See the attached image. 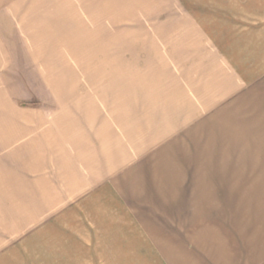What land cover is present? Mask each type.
Returning a JSON list of instances; mask_svg holds the SVG:
<instances>
[{
    "label": "crops",
    "instance_id": "obj_1",
    "mask_svg": "<svg viewBox=\"0 0 264 264\" xmlns=\"http://www.w3.org/2000/svg\"><path fill=\"white\" fill-rule=\"evenodd\" d=\"M48 1L94 12L62 48L101 84L64 57L24 108L0 77V264H264V12L118 42V0Z\"/></svg>",
    "mask_w": 264,
    "mask_h": 264
},
{
    "label": "rangeland",
    "instance_id": "obj_2",
    "mask_svg": "<svg viewBox=\"0 0 264 264\" xmlns=\"http://www.w3.org/2000/svg\"><path fill=\"white\" fill-rule=\"evenodd\" d=\"M70 4L72 2L0 0L1 83L6 86V92L12 100L21 107L41 106L40 96L30 98L31 88L32 93L37 91L42 95L41 92L44 91V95L46 86L39 78L48 69L50 71L47 73H59L61 67L55 64H59L64 57L69 59H66L69 62L66 74L85 75L82 81H70L68 87L79 85L81 88L92 85L95 88L101 84L90 81L86 75L92 72L93 67H89L91 70L88 71L87 67L81 70L83 67L77 63L78 48H62L67 45L77 47L84 39L93 40L95 37L85 34L87 30H93L94 19L87 17H90L89 13L94 12L87 11L86 15ZM186 10L196 12L204 21L207 15L217 19L238 13H263L264 0H118L117 10L112 11L114 17H103L101 21L105 22L102 25H105L108 31L116 35L118 42H125L126 39L128 42L162 41L164 37L168 39L172 36L173 26L185 15ZM108 13L110 12L105 15ZM126 32H132L127 33L129 38L125 37ZM101 36L106 38L101 32L96 34V39L100 40ZM114 52L117 53L116 58L123 57L121 52L124 50ZM102 70L99 73L103 72Z\"/></svg>",
    "mask_w": 264,
    "mask_h": 264
}]
</instances>
